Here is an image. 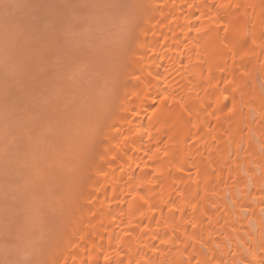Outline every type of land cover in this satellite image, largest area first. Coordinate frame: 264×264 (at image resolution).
<instances>
[{
	"label": "bare ground",
	"instance_id": "6f19581e",
	"mask_svg": "<svg viewBox=\"0 0 264 264\" xmlns=\"http://www.w3.org/2000/svg\"><path fill=\"white\" fill-rule=\"evenodd\" d=\"M140 1L146 7H138ZM139 2L135 6L140 9L132 12L133 21L130 17L133 30L126 31L131 41L120 40L126 49L117 46L124 53L115 52V58L125 56L115 59L118 65L110 68L116 76L109 74L114 76L109 85L116 87H108L115 90L112 97L107 93L109 99L105 97L110 92L107 88L104 101L110 100L111 105L106 109L98 100L94 113L92 106L87 107L92 108L89 116L95 118L94 128L102 121L97 132L86 126L89 117L84 115L87 130L81 132H85L83 141L73 153L67 150L69 161L61 156L65 166L56 167L59 174L53 172L52 186L56 185L58 194H51L44 183L48 198L40 203L45 206L38 203L37 210L33 209L45 214V219L30 213L43 222L58 215L55 221L52 218L41 255L35 254L36 263L264 264V0ZM101 112L104 117L97 116H103ZM86 146L92 154L85 151ZM88 152L94 160L89 161V174L85 175V204L77 210L72 207V191L78 189L74 191L72 186L77 185L76 180L80 185L84 182L75 173L81 174L77 160H84L83 154ZM30 215L23 217L27 220ZM36 218L37 222L28 219L31 226L39 223ZM5 219L10 220L9 216ZM38 226L37 235L43 229ZM32 229L30 234L35 233Z\"/></svg>",
	"mask_w": 264,
	"mask_h": 264
},
{
	"label": "rangeland",
	"instance_id": "374dc122",
	"mask_svg": "<svg viewBox=\"0 0 264 264\" xmlns=\"http://www.w3.org/2000/svg\"><path fill=\"white\" fill-rule=\"evenodd\" d=\"M137 1L139 2V0H137ZM137 1L136 0H0V183H1V181H4L3 184L1 183L2 185L0 186V192H1L2 188L4 189V191H6V193L4 191L2 193H0V194H2V195H0V197L3 198V199L0 198V202L2 200V202L0 204V209H1V211H0V213H1L0 214L1 215L0 216V219H1L0 223H2L0 225V230H1L0 235L2 234L1 235L2 237L0 236V238H3L0 240V257H1L0 263L3 264V262H4V264H13L14 263L13 261L15 260V264H19V263L37 264L35 258L37 259L38 257H36V255H38V256L41 255L43 247L46 244L47 233L51 229L50 224L53 221L52 218H55L54 219V221H55L57 219L58 215H57V213H54L52 215L53 217L51 218L52 221L46 219V220H44L46 222H43V221H39L40 219L38 220L35 217V214L37 212V214H40L39 218H41V216H42V218H44V219H45V216H44L45 214L43 215L40 211H35L33 209L37 210L38 203H39V205L45 204V203H40V202H42L43 199L45 198V196L48 194L47 193L46 195H44L46 193L47 189H48V191H51V194H58L56 185L52 186V184L54 183V182H52L53 172L55 175H57L58 170L56 167H58V169L61 168V166L63 164L62 161H64L61 158V156H63V158H64V156H66L67 161H69L70 160L69 157H71V156H68L69 153H67V150L69 151L71 149V152L74 151L75 148H78V145H79L81 139L83 141L82 135H84L85 132L83 134H81V132L84 129L87 130V128L85 126H83L85 123V119H86L85 116L88 114L87 116L89 117L88 121H86V122H88V124L86 125V123H85V125L86 126L90 125V127H91L93 124L92 122L95 118L90 119L91 116H89V114L91 115L92 111L94 113V109L96 108V106L97 107L99 106V105H97L98 100L100 101L101 104H102V102H103V104L105 103L103 107H107L106 109H108L109 108L108 106L111 105V101L109 100L110 102L109 101L106 102L107 101L106 99H109L110 96L111 97L113 96L115 90H113L114 88L113 89L111 88L112 90L109 88L110 87H116L115 84H117V83L115 81V82H113V85H115V86H111V84L109 85V83H110L109 81L112 80V78H114V76H112V77L109 76V74L113 75V73H114V71H113V73H110V68L118 65V62L115 59H118L120 61V60H122L121 58H124L123 56H125V55H123L121 58H115V57H118V56H115V52L118 48L121 50H123L125 48V45L122 44V42L120 40H123V38H125L124 41H126V38H127V42L131 41V37H129L130 34L128 33L129 34V36H128L127 32L133 30V29L130 30V27H132L130 25H133L132 15H134V13H135L134 12L135 10H133V9H140L142 7H146L145 4L141 5V1H140L139 3L141 6H138L140 8H137V6H135V4L138 5ZM135 2H137V3H135ZM132 12H134V13H132ZM137 12H139V11H137ZM130 17L132 18V21H131ZM133 17L135 20L136 16H133ZM127 28H129V29L127 30ZM125 34L127 35V37L125 36ZM122 35H124V36H122ZM127 42H126V44H127ZM114 44L116 46H114ZM117 46H118V48H117ZM121 50H117V52L118 51L122 52ZM125 52H127V51H125ZM122 53H124V51ZM100 54H102V55H100ZM120 54L121 53H119V55ZM115 63H117V64L115 65ZM120 66H122V64H120ZM114 67H113V69H114ZM119 68L120 67H118L117 69L119 70ZM113 69L111 68V70H113ZM120 71H121V69H120ZM115 73H114V75H115ZM117 73H118V71H117ZM117 75L119 78L120 73ZM104 81H105V85H103L104 83L101 85V83ZM98 84L100 85V87ZM101 87H103V88L101 89ZM107 88L109 89L110 92L106 91ZM105 91H106V94L104 93ZM107 93H111V95L107 96ZM104 94L106 97L105 101H104V98H105ZM48 98H50V99H48ZM92 98H94V99L92 100ZM78 100H79V103H78ZM48 101H50V102H48ZM85 103L88 106H86ZM53 104L55 106H53ZM89 104H91V105H89ZM107 104H108V106H107ZM43 105H45L47 107H45ZM58 106H59V108H58ZM90 106H92V108H93L92 111H91L92 108L91 109L87 108ZM83 110H85L86 113ZM100 111H103V110L100 109ZM79 112H81V113H79ZM88 112H90V113H88ZM105 112H106V110H105ZM43 113H44V115H43ZM45 113H46V115H45ZM71 113H72V115H71ZM97 116L104 117V114H103V116L102 115H97ZM33 117H35V118L32 119ZM38 117H39V119H38ZM63 117L65 119L66 118H68V119L65 120V119H63ZM75 117H77V118H75ZM81 117L82 118L84 117L83 118L84 121L81 119ZM101 117H99L100 120H101ZM42 118H44V119H42ZM70 118H71V120H69ZM24 119H26V120H24ZM33 120H34V122H33ZM75 120L76 121L78 120V121L74 122ZM89 120L91 121V124H89ZM82 121H83V124H82ZM58 122H60V123L58 124ZM99 122L101 123L102 121L98 120L97 123L99 124ZM32 123H34V124L32 125ZM68 123H71V124L69 125ZM94 123L97 124L96 122H94ZM36 124H38V125H36ZM80 124H82V125H80ZM98 124L95 125V128L99 127ZM25 126H26V128H25ZM68 126H72V127H70L71 129ZM27 127L28 128L30 127V128L27 129ZM93 128H94V125L92 126L91 129H93ZM95 128H94L95 131L93 130L94 133L97 132V130ZM5 129H7V130L4 133H2ZM8 129L11 131H8ZM35 129H37V130H35ZM43 129H45V130L42 131ZM46 129L47 130L49 129V131L51 130L50 133H48L49 131H47ZM88 129H89V127H88ZM12 130H13V132H12ZM65 130H68V131H65ZM73 131H75V132H73ZM61 132L64 134L60 135V134H62ZM65 133L69 136V138ZM74 133H75V135H74ZM94 133L92 132L93 135H94ZM25 135H26V137H25ZM39 135H40V137H39ZM41 135H42V137H41ZM44 135H46V136H44ZM59 135H60V139H59ZM6 136H7V138H6ZM76 136L79 138L75 139ZM65 137H66V139L67 138L68 139L66 140ZM15 138L18 140H16ZM42 138H43V140H42ZM49 138H50V140H49ZM72 138L74 139V143H73ZM31 140H33V141H31ZM59 140H61V141H59ZM62 141H63V143H62ZM46 142H47V145H46ZM15 143H17V146ZM37 143L38 144L40 143V144L38 145ZM48 143H50V144H48ZM81 144H80V146H81ZM34 146H35V150H34ZM56 146L57 147L60 146V147L56 148ZM14 147H19V148L17 149ZM38 147H40V148H38ZM65 147H67V148H65ZM52 148H53V150H52ZM54 149H56V150H54ZM62 149H63V151H62ZM81 149L82 148L77 149V150L79 151ZM86 149H87V146L85 148V151L87 152L90 150V148H88L89 150H86ZM65 150H66V152H65ZM48 152H50V153L48 154ZM51 152L52 153L54 152L57 155L52 154ZM89 152L92 154L91 151H89ZM89 152H88L89 155L85 154V153H84L85 154L84 155L82 153L85 158L88 157L87 159L84 158V160H82L80 158L77 160V164H79V167H78L79 169L77 168L78 170H80V165H82L81 166L82 167V169H81L82 175L79 172H76L75 175L77 176V178H79V181L81 180L80 183L82 181H84V182L81 183V185H80L78 183V180H76L77 185H75L73 183V186L74 185L76 186V187H74L75 189L72 186V189L74 191L78 189L76 192L72 191L73 194L76 193V195H77V193H78V195H79V197L77 196V198H76V196H74L72 194V198L75 197V200L73 199V201H75V203L72 204V207L74 205V207L76 206V209L78 207H82L83 206L82 204H85L84 203L85 200H83V198L85 196L84 195L85 194V189H84L85 188V175L89 174L87 172V169L89 166V164H88L89 161L94 160L93 159L94 156L91 158V156H90L91 154ZM6 154H10V155L7 156ZM16 154L19 158L16 156ZM49 155H50V157H49ZM86 155H87V157H86ZM11 156L13 157V159ZM52 156H53V158H52ZM55 156L56 157L60 156L59 157L60 161H59V158H56ZM85 160H87L88 162L85 163ZM57 161L59 162V164H56V163H58ZM67 161L64 163L67 164L68 168L72 170L71 164L69 162L67 163ZM52 162H53V165H52ZM48 163H50L51 166ZM22 165H24L25 167L27 166V168H29V170L25 168L26 169V171H25L24 167L21 168ZM28 165H29V167H28ZM64 166H62V167L64 168ZM9 167H11V168H9ZM51 168H52V170H51ZM30 170H31V172L28 173ZM49 170H51V171H49ZM56 170H57V172H56ZM73 170H74V167H73ZM78 170H76V171H78ZM13 173L14 174L16 173V174L14 175ZM37 173H38V176H37ZM13 175L16 177H14ZM82 176H84V177H82ZM38 177H39V180H38ZM40 178L43 179V180L41 179L42 183L40 182ZM7 179H9V180H7ZM37 181L40 183L38 184ZM4 184H6L8 187ZM78 184H79V187H78ZM41 185H43V186H41ZM44 185H45V187H44ZM82 185H83V187H82ZM15 187H17V188H15ZM43 187L46 190L42 189ZM10 188L13 189V190H11L13 192H11L9 190ZM37 188H38V191H37ZM69 188H70V186H69ZM23 190L25 193L23 192ZM41 191H43V192H41ZM11 193H13L14 196ZM27 193H29V194H27ZM33 193H35V194H33ZM37 193H39L40 195H43V196H40ZM17 194L20 195L21 198ZM36 194H37V196H35ZM30 195H31L32 199H31ZM22 196H26V197H24V199H23ZM5 197L7 198L6 199L7 202H8V198L11 197V199H9L8 203L5 201ZM16 197L18 198V200ZM27 197H29V198H27ZM37 197L38 198L40 197L39 199H41V201L38 202ZM36 199H37V201H36ZM10 200L13 202H11ZM15 201H17V204ZM19 201H21L22 205H20ZM45 202L47 203V200ZM33 203H37L36 207L33 205ZM7 204H9V205H7ZM23 204H24V206H23ZM17 205H19L20 208ZM7 206L9 207V209ZM29 206H30V208H29ZM33 206H34V208H33ZM14 208L16 211L14 210ZM17 208L21 209L22 212H20L21 210L18 211ZM26 208L29 210L27 211ZM38 208L40 210L42 209L40 207H38ZM5 209H7V210L5 211ZM30 209H32V210H30ZM45 209L47 210V208H45ZM79 209H81V208H79ZM42 210H44V209H42ZM48 210H50V209H48ZM7 211L9 212L8 215L6 213ZM50 211H52V210H50ZM17 212H19V213H17ZM33 212H35L34 216H32V214L30 215V213H33ZM16 214L19 217L16 216ZM24 214H25V217H28V215H30L29 216L30 220H34L35 222H37L35 220V218H36L39 223L31 226V224H33V222L29 221L28 220L29 218H27V220H25L26 218L23 217ZM8 216H9L11 221L8 219H5V217L7 218ZM32 217L34 219H31ZM14 219H17L20 223ZM6 220H8V221H6ZM9 221H10V224L5 223V222H9ZM23 221H25V222H23ZM13 224H15V226ZM6 225L8 226V228L6 227ZM38 225L40 226V228L41 227L43 228L42 231L40 228H38V229H40V230H38V231H40L39 233H41V234L38 233V235L41 236V238H36V237H38V235L36 233L37 232L36 226H38ZM24 226H25V228H24ZM16 227H19V228H16ZM28 227L30 229L33 227L31 232H35L34 233L35 235L33 233H31V234L29 233L30 229H28ZM9 228H11L12 231L9 230ZM13 228H14V230H13ZM47 229H49V230H47ZM15 231L18 232V233H16L17 235L15 234ZM10 232H12V234H9ZM3 234H4V236H3ZM28 234L32 235V236H29ZM34 236H36V237H34ZM43 236H45V237L43 238ZM17 237H18V239H17ZM21 237H23V238H21ZM28 238L30 240L32 239L31 241L34 245L33 247L31 245L32 243L29 242ZM36 239L40 240L39 241L40 247L37 245L38 241ZM44 239H45V242L41 241ZM41 242H43V244ZM37 247H39V248H37ZM8 248H9V250H8ZM36 250H37V252H36ZM18 253H19L20 257L17 256ZM29 253H31V254H29ZM33 254L34 255L36 254V255L33 257L32 256ZM28 255H30L29 258H28ZM5 257H6V259H5ZM24 257L26 258V261L24 260L25 259ZM20 258L22 260H20ZM19 261H21V262H19Z\"/></svg>",
	"mask_w": 264,
	"mask_h": 264
}]
</instances>
